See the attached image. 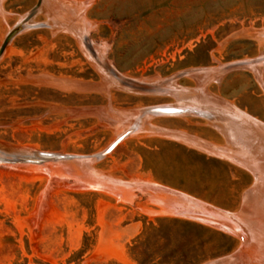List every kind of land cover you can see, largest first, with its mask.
Returning <instances> with one entry per match:
<instances>
[{"label": "rangeland", "instance_id": "rangeland-1", "mask_svg": "<svg viewBox=\"0 0 264 264\" xmlns=\"http://www.w3.org/2000/svg\"><path fill=\"white\" fill-rule=\"evenodd\" d=\"M30 15L0 58V264H264V140L240 142L234 120L219 116L135 113L211 101L264 133V0H0V47ZM84 33L109 64L158 90L115 82ZM166 81L188 90L163 91ZM172 132L249 151L262 177ZM31 152L85 158L8 161ZM147 184L237 214L248 239L165 212L161 201H188Z\"/></svg>", "mask_w": 264, "mask_h": 264}, {"label": "water", "instance_id": "water-1", "mask_svg": "<svg viewBox=\"0 0 264 264\" xmlns=\"http://www.w3.org/2000/svg\"><path fill=\"white\" fill-rule=\"evenodd\" d=\"M31 17L28 16L26 20L21 22L19 25H17L12 31L9 32L7 35L4 43L0 47V58L4 55L6 52L7 48L13 41V39L21 33L25 27H27L28 20ZM163 85H166L165 88H162L163 91H167L171 94H177L179 92H185L188 89H183V90H170L168 87L170 86L168 84V81L162 83ZM147 89L149 91H154L155 89L158 90L157 86L154 88L153 85H147ZM203 93L206 95L207 98H211V96L207 93V91L204 89ZM184 107H165V108H153V109H147L146 111H143V113L146 114H151L153 115L154 113H160V112H171V113H191V114H196L200 115L206 118H212V117H223L224 119H231L234 120L233 122L236 124L238 128V134H237V139L240 142L243 143H249V141L252 139L253 141L258 140V141H263L264 140V133L262 130L258 127L257 122L254 118H252L250 115L243 113L240 109L236 107H232L230 105H226L224 108H222L220 111L211 103V101L206 102L205 104L202 103H197L193 101H187L184 103ZM136 113V118H138L140 115L138 114V111H135ZM142 113V112H140ZM144 115L139 117L138 119H141ZM136 127L124 132L121 136H119L104 152L97 154L93 157L97 158H102L111 152H113L117 146L124 140L126 139L133 131H135ZM194 139V138H193ZM196 140V139H195ZM198 143H201L203 145V148L207 151H210L211 153L235 162L239 165H242L246 167L247 169L251 170L255 175L260 174V168L257 164V159L252 158L249 154V151H232V150H222L218 149L212 146H209L205 143H202L198 140H196ZM11 160L8 161H14L18 163H43L47 160H54V161H65V160H72V159H83L85 156H76V155H62V154H57V153H45V152H31V153H22V154H14L11 157ZM160 186V185H159ZM160 190H165L169 191L173 194L180 195L181 197L185 198L183 195L186 193L176 191L171 188H167L164 186H160ZM188 195V194H187ZM190 196V195H189ZM192 197V196H191ZM195 198V197H194ZM187 201L188 199L185 198ZM197 199V198H196ZM203 202V201H202ZM167 203V202H166ZM205 203V202H204ZM207 204V203H206ZM208 206H213L210 204H207ZM167 206L170 208V210L173 213L179 214V215H185L187 217L193 218L200 220L202 222L208 223L210 225H213L215 227H218L224 231H227L229 233H232L240 238V240L244 243L245 238L242 234L240 233H234L231 231L230 228L226 227L221 221H219L217 218L209 215L208 213L204 212H199L197 207H194L192 203L188 201L187 206H182L174 203H167ZM216 207V206H215ZM219 208V207H218ZM221 209V208H220ZM224 210V209H223ZM227 211V210H226Z\"/></svg>", "mask_w": 264, "mask_h": 264}, {"label": "bare ground", "instance_id": "bare-ground-1", "mask_svg": "<svg viewBox=\"0 0 264 264\" xmlns=\"http://www.w3.org/2000/svg\"><path fill=\"white\" fill-rule=\"evenodd\" d=\"M87 39H89V37H88V35L86 33H84L83 36H82V40H83L84 46H85L87 52L89 53L90 57L92 58V60H94L99 65V67L105 73H107L109 76H111L114 79L115 82L124 83L130 89H134V90H137V91H141V92L149 91L147 89V85H152V84H148V83H145V82H143L141 80L134 79V78L129 77V76L123 74L122 72H120L115 66L109 64L106 61V58H107L106 56L101 55L98 52V50L93 45L91 39L88 40V42L91 44L90 46H88ZM90 48L94 49V52ZM168 88L170 90H172V86H169ZM197 100H198V98H197ZM183 105H185V104L184 103H179V104H171V105H159V106H154V107H151V108L138 109L137 111H138V114L140 115L139 117H141L142 115H146V113H143V111H146L147 109L165 108V107H184ZM140 112H142V113H140ZM176 114H178V113L160 112V113H154L153 115H176ZM169 135H171L172 137L177 138V139H179V140H181V141H183L185 143H188L189 145H191L193 147L203 148V145L201 143H198L195 139L187 136V134L172 132ZM259 176H261V174H259V175L257 174L256 175L257 179L260 178ZM128 185H133V184L132 183H128ZM95 187H101V185H95ZM102 187H104V188H106L108 190H111L113 192H116V190L114 188L106 187V186H103V185H102ZM146 187L160 190V186L156 185V184H147ZM183 196L185 198H187L188 201L194 205V207H197L199 212L208 213L209 215H211V216L217 218L219 221H221L226 227L230 228L231 231H233L234 233L242 234L244 236L245 242H246V240L248 239L247 238V234L244 231L245 229L243 230L242 227L244 225H243V223L241 225V218L237 214H230L229 212L222 211L221 209H219L217 207L208 206L207 204H204V203H202L200 201H197L195 198H192V197H190L187 194H184ZM161 202H162L163 210L165 212H168L170 210V208H168L163 201H161Z\"/></svg>", "mask_w": 264, "mask_h": 264}, {"label": "trees", "instance_id": "trees-1", "mask_svg": "<svg viewBox=\"0 0 264 264\" xmlns=\"http://www.w3.org/2000/svg\"><path fill=\"white\" fill-rule=\"evenodd\" d=\"M165 220V219H164ZM163 219H160V224L161 222H164ZM171 223H173L174 225H176L177 223L181 222V220H178V219H170L169 220ZM185 224L186 226L190 227V229H193V230H199V229H203L205 227H203L202 225H199L197 223H194V222H190V221H185ZM150 230L152 229H157L156 225L155 224H151V226L149 227ZM196 242V241H194ZM132 250H137V245L133 246L132 247ZM207 259V257H204V258H200L198 256H195V257H191L190 259H186L185 261V264H201L202 262H204L205 260ZM142 264H146L142 261Z\"/></svg>", "mask_w": 264, "mask_h": 264}]
</instances>
